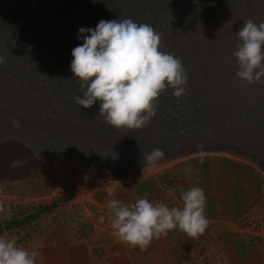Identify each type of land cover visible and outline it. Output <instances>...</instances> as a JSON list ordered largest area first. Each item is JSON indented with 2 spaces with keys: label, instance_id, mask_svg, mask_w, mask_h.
<instances>
[{
  "label": "rangeland",
  "instance_id": "obj_1",
  "mask_svg": "<svg viewBox=\"0 0 264 264\" xmlns=\"http://www.w3.org/2000/svg\"><path fill=\"white\" fill-rule=\"evenodd\" d=\"M1 1L4 0H0V3ZM135 1H107L114 4V9L118 11L117 15L112 13V18L124 15L125 7H130ZM235 9L233 1L221 0L211 10V18L199 20L196 27L202 28L204 35L216 32L221 35L223 30L220 25L231 27V23L228 25L225 19ZM251 9L253 16L249 18L257 25L264 23V0H256L255 7L252 4ZM10 12L11 9L0 10V58L4 61L0 63V237L15 239L18 246L35 252L37 249L49 248L43 245L52 243L57 238L60 226L61 232H66L68 226L74 235L86 237L89 245L86 249H89L92 264H115L116 245L101 240L104 226H111V210L104 208V203L89 204L87 199L77 196L78 192L90 194L91 190L105 188L106 191H111L122 184L139 182L149 171L152 173L154 169H162L164 165L170 164L181 169V174H178L181 183L175 184V179H166V185L170 188L167 195L174 205H181L180 194L195 184H200L199 187L205 194L214 179L217 188L215 178L223 167L239 172L253 167L259 176L263 175L261 189L264 191V172L250 159L230 151L196 152L158 161L155 166H139L128 159L126 148L121 146L120 139L116 142L98 139L87 128L79 133L72 117H67L66 131L61 133L56 120L57 114H53L50 109L42 115L37 112L36 102L39 98V101H45L46 96L37 98L28 91V85H21L24 81L20 82V77L25 73L22 67V49L19 47L22 43L19 44L14 35L17 28L22 33L21 26L24 25L25 16L19 11L9 15ZM248 12L249 10L247 14ZM220 17H225L224 21H219ZM13 22L16 23L14 28ZM174 31L173 35L180 34L183 32V25L175 27ZM217 39L220 43L224 42ZM232 55L229 52L223 59L219 58L215 63L216 67L219 62L232 64ZM13 57L16 63H13ZM57 79H60L58 86ZM75 79L74 76H66L64 71L55 72L54 79H50L48 85L49 96L45 105L52 101L49 100L52 94L62 90L69 93V87L75 83L72 82ZM79 114L84 115L82 110ZM13 120L19 126H13ZM127 149L130 154L131 149ZM99 151H103L104 156L96 155ZM262 164L264 165V161ZM132 169L135 170L133 176L119 174ZM155 176L157 171L148 178ZM39 178L43 179L44 185L53 183V187L48 190L42 186L41 190H37L35 185ZM245 201L242 197L239 203L244 204ZM247 207L245 210L249 213V204ZM209 209L211 204L206 201L205 212L208 213ZM245 210L243 209L235 230L227 226L226 229L221 228L217 220L206 216L209 226L198 238L193 239L178 228L169 231L165 240L166 253L157 262L140 259L133 264H243L229 255V243L233 239L229 238L230 235L236 234L237 240H240L238 243L253 249L261 248L264 244V220L260 217L250 220ZM76 211H83L86 218L83 220V216H79L80 218L75 219L73 214ZM68 213L71 214L70 217ZM101 241L103 242L100 243Z\"/></svg>",
  "mask_w": 264,
  "mask_h": 264
},
{
  "label": "trees",
  "instance_id": "obj_2",
  "mask_svg": "<svg viewBox=\"0 0 264 264\" xmlns=\"http://www.w3.org/2000/svg\"><path fill=\"white\" fill-rule=\"evenodd\" d=\"M89 1H1L0 10L11 9L9 15L19 11L25 16L22 33L16 25L14 35L19 44L22 43L19 46L25 70L20 77V82L24 81L22 86L28 85V91L37 98L44 95L47 99L48 85L55 72L64 71L66 76H73L71 53L82 43V39L78 38L79 29H95L101 20L127 18L138 24L151 25L160 34V50L182 60L188 77L185 94L177 99L172 95L174 89L169 87L156 101V115L147 126L140 129L115 128L107 124L99 113V102L87 109L72 103L74 97H83L86 90L81 89L80 82L75 79L69 93L62 90L52 94L49 99L52 101H48L47 105L46 99L39 101V98L36 102L38 113L42 115L50 109L57 114L61 133L66 131L67 117H72L79 133L87 128L98 139L115 142L120 139L128 159L139 166L147 165L144 154L155 148L164 151L162 160L196 152L225 150L250 159L264 172V78L251 85L242 82L236 75L240 69L234 55L232 64L218 61L216 67L219 58L223 59L237 49L240 41L236 33L245 21L251 19L249 16H253L251 6L255 7L256 0H231L235 11L229 13L227 19L219 18V21L227 20L231 27L220 25L223 30L221 35L218 32L204 35L202 28L196 27L199 20L211 18V10L221 0H136L130 7H125L124 15L113 18L112 13L118 11L114 9V4L107 2L111 0ZM15 24L12 23L13 28ZM181 24L183 32L173 35L175 27ZM217 38L224 42L220 43ZM212 46L214 49H211ZM12 60L16 63L14 57ZM81 110L83 116L79 114ZM197 144H202L203 150L198 149ZM127 147L131 149L130 154ZM98 154L104 156L103 151ZM134 169L119 174L133 176Z\"/></svg>",
  "mask_w": 264,
  "mask_h": 264
},
{
  "label": "clouds",
  "instance_id": "obj_3",
  "mask_svg": "<svg viewBox=\"0 0 264 264\" xmlns=\"http://www.w3.org/2000/svg\"><path fill=\"white\" fill-rule=\"evenodd\" d=\"M240 43L233 53L238 61L237 77L246 84L264 78V23L251 19L236 33ZM82 43L72 50L74 78L86 89L75 103L87 109L99 102V113L115 128L140 129L156 115V101L167 89L179 99L185 94L187 74L182 60L160 50V34L151 25L131 19L101 20L95 29L80 28ZM0 58V63H3ZM13 126H19L13 120ZM196 147L203 150L202 144ZM165 153L160 148L144 154V163L155 166ZM181 206L152 203L147 198L131 205L111 199V229L122 242L146 251L153 238L180 230L195 239L209 226L206 196L200 187L180 194ZM37 253L18 246L15 239L0 237V264H36Z\"/></svg>",
  "mask_w": 264,
  "mask_h": 264
},
{
  "label": "crops",
  "instance_id": "obj_4",
  "mask_svg": "<svg viewBox=\"0 0 264 264\" xmlns=\"http://www.w3.org/2000/svg\"><path fill=\"white\" fill-rule=\"evenodd\" d=\"M179 168L180 167L174 168L172 164L164 165L162 169H154L152 173L149 171L146 176L141 177L144 180L140 179L141 181L139 182L122 184L111 191H106L105 188L104 190H91L90 194H88L89 192H87V194L78 192L77 196L87 199L89 204L98 205L104 203V208L106 209H108L106 204L111 199H118L124 204L131 205L137 199L147 198L152 203H166L170 207L181 206L177 201L178 204L174 205L173 201L168 197L167 190L170 188L166 185V179H175V184L182 182L178 179V174H181V169ZM156 171L157 176L148 178ZM215 179H217L216 184L218 183L217 188L213 179V181L210 182L209 190L205 193L206 201L211 204V209H209L208 213L207 211L205 212L207 217L217 220L221 228L226 229L225 226H227L229 229L235 230L243 209L245 210L249 204V213L247 210L244 211L249 215V219L254 220L260 217L261 220H264V191L261 189L263 175L259 176V174L254 171L253 167L241 172L223 167L218 171V176ZM26 183L28 185V182ZM180 185H183V183ZM187 185L188 182L186 181V186ZM42 186L50 190L53 187V183L44 185L43 179L39 178L36 181L35 188L41 190ZM199 186L201 185L195 184V186H191L189 189ZM242 197L244 201L246 200L244 204L239 203L242 201ZM70 215L71 214L68 213V217H70ZM84 215L85 213L83 211H76L73 217L76 219L79 216H81V218L83 216L84 220L86 218ZM73 221L76 220H72V222ZM61 228V226L58 228L57 238L54 239L52 243L43 245L49 248L37 249L35 251L37 253L36 263L92 264V259H90L91 254L89 249H86V246H89L86 237L74 235L68 226L66 232H61V230H59ZM77 230L80 232L79 228ZM89 238L87 240H89ZM229 238H233L229 243V255H231L233 260L237 258L239 261H242L243 264H264V244H262L263 246H261V248L253 249L242 243H238L240 240H237L236 234L230 235ZM42 240L44 241L45 238L43 237ZM101 240H107V244L113 242L116 245L117 256L115 264H133L140 259L155 263L164 252L166 253V236H162L159 239L153 238L147 250L141 251L139 248H133L122 243L114 235L111 226H104ZM102 242L103 241L100 243Z\"/></svg>",
  "mask_w": 264,
  "mask_h": 264
}]
</instances>
